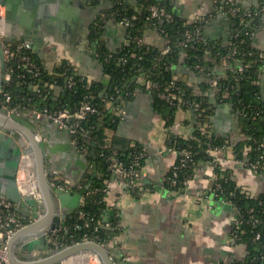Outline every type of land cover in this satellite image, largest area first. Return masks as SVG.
Wrapping results in <instances>:
<instances>
[{"label":"crops","instance_id":"crops-1","mask_svg":"<svg viewBox=\"0 0 264 264\" xmlns=\"http://www.w3.org/2000/svg\"><path fill=\"white\" fill-rule=\"evenodd\" d=\"M126 1L138 9V0ZM168 1L176 17L184 24L201 25V38L216 41L225 47L232 44L235 29L232 18L220 8L222 0ZM243 1L247 7H256L260 3V0ZM84 2L87 7L74 21L73 15L70 18L65 16L55 19L53 23H45L39 29L32 26L33 21L28 22V34L35 40L32 51L44 68L51 72L63 60L68 59L75 71L90 80L107 81L104 63L98 53L99 46L116 51L130 44L132 39L129 27L115 17L100 22L101 13L112 9L115 0ZM1 8L5 15V6ZM9 25L11 37L18 39L23 36L24 31L19 23L11 22ZM95 28H98L99 35L93 39ZM142 37L145 44L160 51H165L170 42L154 26H147ZM252 46L259 51L262 60L258 83L264 102V14L255 29ZM74 48L84 52L86 57L75 56ZM229 57L230 55L216 56L207 51V58L212 63L208 67L210 71H201L197 65H190L185 53L180 54L172 64L176 80L190 89L194 97L205 98L213 104L214 110L209 120L202 119L198 110L190 105H176L172 111H161L157 107L152 82L144 75H137L131 80L130 85L134 83L132 95L120 98L118 105L106 102L107 107H114L116 121L104 126L105 146L123 152L139 148L146 153L144 167L147 175L137 180L134 187L123 174L112 172L106 180L101 220L113 225L116 231L105 246L117 263L231 264L246 259V243L233 242L231 239L238 212L229 202L218 199L213 190L220 171L228 173L243 191L251 195L264 193V172L252 170L242 161L247 154L245 148L249 143V135L243 130L240 107L229 97L230 91L222 89L221 81L229 74ZM61 91L60 85L54 86L55 97ZM178 91H174L173 96L184 97L181 90ZM46 129L49 130L47 127ZM199 130L204 136L213 134L222 139V144L226 147L219 152L217 159L208 148L212 158L200 160L188 184L173 189L166 184V177L178 160L179 151L169 146L174 144V138H196ZM49 134L52 143L57 146L62 136L53 131ZM238 150L242 156H239ZM54 154L52 162L59 171L56 175L74 181L80 165L69 158L67 153L64 155L60 148ZM86 155L89 157V153ZM93 162L90 159L87 172L81 179V186L90 178ZM32 171L36 172L35 162ZM19 177L27 180L28 176L26 173ZM41 217L44 218V214ZM26 221L27 224L32 222L27 218ZM68 221L69 219L58 229L68 232ZM34 234L35 231H29L14 241L13 237L10 240L11 257L19 264L37 261L35 258L21 259L15 253L16 250L18 254H24L21 241ZM54 253L52 251V255ZM95 260L94 257L90 258L88 264H93ZM263 263L264 261L261 264Z\"/></svg>","mask_w":264,"mask_h":264},{"label":"trees","instance_id":"trees-1","mask_svg":"<svg viewBox=\"0 0 264 264\" xmlns=\"http://www.w3.org/2000/svg\"><path fill=\"white\" fill-rule=\"evenodd\" d=\"M159 0H138V9L128 4L126 0L122 3H116L112 9H122L128 15L136 13L138 18L133 20L129 26L131 36L136 34L141 35L147 26L159 28L164 35L169 39L170 50L160 51L155 50L147 44H138L132 40L130 44L122 47L119 50L111 51L104 46H99L98 53L103 60L105 74L108 76L107 81H93L87 76L75 71L71 62L66 59L59 64L56 69L51 72L44 68L40 60L30 50L31 55L41 67L42 72L37 78L30 76H19L20 69H15L12 78L5 83L6 91L12 95L11 106L18 105L21 108H57L60 106H69L76 108L82 99L89 98L93 104L100 108V114H91L84 122V125L90 127L91 140H87L89 146V158L96 162L98 174L95 177L89 193L85 197V202L81 206L82 210L86 211L87 217L95 216L101 218V213L104 208V191L106 180L112 173L107 155L112 152V148L105 146L104 126L115 123L116 115L114 107H107L106 102L109 100L118 105L120 98H126L132 95L134 83L130 82L137 75L146 76L151 82L157 81L162 85V89L170 88L171 94L181 90L183 96L190 102L199 101L202 107L198 110L202 119L209 120L213 114L214 106L207 99L194 97L191 90L182 85L181 82L175 79L172 72V64L176 58L182 54H186V60L190 65H204L207 69L212 66L211 61L207 58V51H210L216 56L230 55L228 58L230 63L237 65V60H244L249 63L237 80L238 72L234 69H229V74L226 79H223L222 89H228L230 96L239 105L242 115L243 130L252 138L258 140L264 138V102L260 95L259 72L262 60L259 56V51L252 46V36L245 35V40L241 42L239 38L233 36L232 44L222 46L216 41L201 38L199 35L193 36L188 40L187 45L179 44V40L185 38L184 32L186 29L194 31L197 27L201 28L200 24H184L170 7L169 1H163L167 8L172 10L174 19L166 21L162 18L149 19L147 5L150 2ZM264 0H260L259 5ZM258 5V6H259ZM258 6L253 8H258ZM264 12L257 13L253 18L242 19L241 17H232L235 31L241 29L243 31L255 30L259 25L260 19ZM98 28H95L92 33V38H96ZM108 54H111L109 56ZM125 59V60H123ZM73 75L75 84L69 86L68 77ZM174 81L173 83H171ZM60 85L62 91L55 97L54 86ZM38 88V90H37ZM156 95L157 107L161 111L174 109L168 100L159 96V90L154 89ZM179 92V91H178ZM103 93V94H102ZM194 109L192 105H190ZM223 140L215 135L204 136L200 130L196 133V138L189 140L173 139L174 145L180 149L185 148L191 153V160L182 168L179 174V179L194 174L195 167L200 160L211 159L208 148L211 146L222 144ZM251 142V141H249ZM254 148L250 152V156L254 157L262 151V148ZM140 150L135 148L131 152L117 151L120 159L130 164L133 154ZM239 156H242L238 150ZM144 164V159L142 160ZM171 173V170L169 174ZM219 173L217 181L221 182L222 187L218 190L219 197H226L235 200L243 213V224L241 228L235 229V234L240 238L239 242L246 243L248 255L242 261H236L231 264H261L264 261V225L252 224L249 219L247 210L254 207L257 214L264 217V193L251 195L237 186L230 175ZM181 186V185H180ZM178 186V188H180ZM183 187V186H182ZM177 188V189H178ZM85 218L79 217V212H76L74 217L68 221L69 231L62 229L58 232L60 241L65 244L83 241L90 237L96 242L106 244L107 241L115 234L113 225L110 227H99L95 229L94 224L90 226L84 225ZM261 231L262 237L254 239L256 232Z\"/></svg>","mask_w":264,"mask_h":264},{"label":"water","instance_id":"water-1","mask_svg":"<svg viewBox=\"0 0 264 264\" xmlns=\"http://www.w3.org/2000/svg\"><path fill=\"white\" fill-rule=\"evenodd\" d=\"M39 1L0 0V6L6 8L5 33L4 35L0 33V195L12 200L15 209L25 218L32 220L17 231L12 240L14 241L18 236L25 235L29 231H35L33 236L21 241V250L24 254H18L16 250L15 253L21 259L35 258L37 260L33 263L21 264H59L69 257L83 252L96 254L101 264H119L104 244L93 240H83L61 245L59 241H54L50 235L52 230L66 224L67 219H72L81 208L82 199L90 190L97 176L96 162L92 163L93 169L88 181L78 187L87 172L90 159L73 143L69 130L61 128L46 117L37 118L31 108L21 110L20 113L9 114L6 102L1 98L3 85L10 77L9 75L6 77L3 41H28L33 47L35 40L31 34H28V22L33 21L32 26L39 29L45 23H53L55 19L65 16L70 18L73 15L74 21L87 7L84 0H42V3ZM225 15L228 16L226 13ZM11 22L19 23L22 26L23 36L18 39L11 37L9 32ZM96 50L97 48H95ZM73 51L79 58L86 57V54L81 50ZM230 105L233 106V104ZM214 121L217 125V120ZM50 131L62 136L57 146L51 141ZM57 148H60L64 155L67 153L69 158L80 165L75 180H67L73 185L70 189L60 187L51 179L59 172L52 162ZM27 156L31 157L33 163L35 162L36 172L27 169L26 181L31 185L25 190L22 188L18 170L23 166V160ZM42 214H44V218L41 217ZM52 251H55L53 255ZM12 259L19 264L17 260Z\"/></svg>","mask_w":264,"mask_h":264},{"label":"built area","instance_id":"built-area-1","mask_svg":"<svg viewBox=\"0 0 264 264\" xmlns=\"http://www.w3.org/2000/svg\"><path fill=\"white\" fill-rule=\"evenodd\" d=\"M163 1L166 0H159L157 2H150L147 5V10L149 12V19L153 18H162L166 21H172L174 19V14L172 10L167 8L166 4L163 3ZM115 2L122 3L123 0H115ZM221 10H223L228 16L232 17H241L242 19L253 18L257 13L264 12V1L258 6V8L253 7H247L244 4L243 0H222V3L220 4ZM109 17H115L118 18L119 21L124 24L125 26L129 27L133 20L138 18V15L136 13H132L130 15L126 14L122 9H110L105 10L101 13L100 16V22L103 20L109 18ZM0 33L1 35H4L5 33V22H4V13L2 11V8L0 6ZM201 33V28L197 27L194 31L191 29H186L184 32L185 38L179 40L180 45H187L188 40L192 38L193 36H197ZM254 36L255 30L249 31H243L241 29H237L235 31V38H239L241 42L245 40V35ZM131 39L136 41L138 44H145L143 37L141 35H134L131 36ZM3 50H4V56L6 60V77L9 75V79L5 82L7 83L13 75V72L15 69H20L21 73H19V76H30L33 78H37L40 76L42 69L37 64L33 56L31 55L30 50H32V45L28 41H18V42H7L3 41ZM170 50V45L168 44L165 48V51ZM111 56V54H108ZM125 60V59H123ZM239 61V60H238ZM249 66V63H246L244 60L239 61V63L235 66L233 64H230L229 69H234L238 72L237 80L241 78V75L245 68ZM197 68L201 71H210L202 64H197ZM69 86H72L75 84V79L73 75H70L68 77ZM172 81L171 83H173ZM5 83L3 85V91L1 98L4 102H6V106L9 110V114L12 112L20 113L21 110L27 109V108H21L18 105L11 106L12 101V95L10 92L6 91L5 89ZM152 86L154 89L159 90L158 94L160 97L168 100L172 105H192L195 110H199L202 107L201 102L196 101L190 103L185 97H174L173 93L169 92L168 87L165 89H162V85L157 82L153 81ZM38 90V88H37ZM111 103L112 101H108ZM239 108V105H237ZM34 115L37 118L46 117L52 122L56 123L61 128L69 130L72 136L73 143L84 153L88 154L89 146L87 143V140H91L90 136V128L93 127V125H90V127H87L84 125V122L88 119V117L91 114H100L101 110L99 107H97L89 98L82 99L80 101V104L76 108H71L69 106H60L54 109L51 108H44V109H37L34 108L33 110ZM124 112V110H122ZM249 142L246 145V156L242 161L245 163L246 166H248L250 169L255 171H262L264 172V138L263 139H256L249 136ZM256 148H262L263 150L257 153L254 157H251L249 154L251 150L255 147ZM226 147L225 144H219L215 146H211L209 149L214 152V155L216 159L219 156V152L223 150ZM169 148H175L179 151V157L176 163L171 168V173L168 174L166 177V184L173 188L177 189L178 186L182 188V186H186L190 179L193 177L188 175L183 179H179L180 171L184 166L187 165V163L191 160V153L189 150L185 148H178L174 144L169 146ZM146 153L143 150H137L133 154L132 161L129 165L124 163L120 157L118 156V153L116 150H112L110 154L107 155V159L110 163V169L114 173H119L127 176L132 186L134 187L137 180L142 179L147 175V170L144 167V164L142 163V160L144 159ZM23 166H21L18 170L19 175L26 174L27 169L32 170V160L31 157L27 156L23 160ZM197 167V166H196ZM195 167V168H196ZM21 174V175H22ZM32 175V172H31ZM52 181L57 183L60 187L70 189L73 187V185L67 181L61 179L58 175H53L51 177ZM81 186V185H80ZM222 187L221 182L216 181L214 186V195L218 198L219 192L218 190ZM89 193V191L85 194V196L82 199L81 206L85 202V197ZM221 200H224L226 202H229L238 212V217L235 220L233 230H232V241L233 242H239V236L235 234V229L241 228L243 224V213L240 209V206L236 203L235 200L226 198V197H220ZM79 212L80 218H85L84 225L90 226L91 224H94L95 229H98L99 227H110L111 225L109 223H105L101 220V218H96L95 216H89L87 217L86 211L82 210L81 208L77 211ZM249 214V221L254 225H264V217L261 214H257L255 212L254 207H251L247 210ZM264 212V210H263ZM27 224L26 218L19 213L15 209V204L12 200L7 198L6 196L0 195V264H17L13 261L10 253V240L14 236V234L22 229ZM61 229H54L50 232V235L54 241H59L61 245H67L65 243H62L60 241V236L58 232ZM262 237V232L258 231L256 232L254 239H260ZM85 240H93L90 237L86 238ZM94 241V240H93ZM59 264H80L76 262H70L68 260H64Z\"/></svg>","mask_w":264,"mask_h":264},{"label":"bare ground","instance_id":"bare-ground-1","mask_svg":"<svg viewBox=\"0 0 264 264\" xmlns=\"http://www.w3.org/2000/svg\"><path fill=\"white\" fill-rule=\"evenodd\" d=\"M22 176H24V174H22ZM29 184H30V182H27L24 179L21 180V185H22L23 189L26 190L27 188H29L31 185V184L30 185ZM90 257L91 258L96 257L99 260L98 256L96 254L91 253V252H83L79 255L78 254L73 255V256L69 257L67 260L70 262H76V263H80V264H88L87 261L90 260ZM99 262H100V260H99ZM100 264H101V262H100Z\"/></svg>","mask_w":264,"mask_h":264},{"label":"rangeland","instance_id":"rangeland-1","mask_svg":"<svg viewBox=\"0 0 264 264\" xmlns=\"http://www.w3.org/2000/svg\"><path fill=\"white\" fill-rule=\"evenodd\" d=\"M91 258V257H90ZM96 258V257H94ZM97 260V261H96ZM96 260L93 262V264L97 263V264H100L99 260L96 258ZM90 261V260H89ZM89 261H87L89 263Z\"/></svg>","mask_w":264,"mask_h":264}]
</instances>
